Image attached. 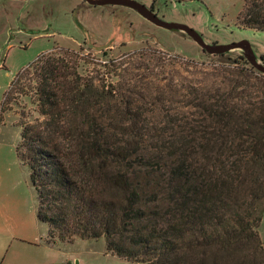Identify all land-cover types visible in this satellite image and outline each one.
<instances>
[{"label":"trees","instance_id":"16d2710c","mask_svg":"<svg viewBox=\"0 0 264 264\" xmlns=\"http://www.w3.org/2000/svg\"><path fill=\"white\" fill-rule=\"evenodd\" d=\"M242 1L239 26L264 32V0ZM224 56L143 49L82 74L89 63L62 50L18 74L0 119L13 90L31 89L16 155L47 245L103 239L134 264H264V75Z\"/></svg>","mask_w":264,"mask_h":264},{"label":"rangeland","instance_id":"374dc122","mask_svg":"<svg viewBox=\"0 0 264 264\" xmlns=\"http://www.w3.org/2000/svg\"><path fill=\"white\" fill-rule=\"evenodd\" d=\"M133 1L152 6V13L164 22L192 28L206 44L248 42L264 62V32L238 24L242 0ZM87 6L80 0H0V109L18 74L42 54L73 51L89 63L81 67L82 74L91 64L143 49L160 51L168 60L211 64L223 58L203 54L188 36L157 27L130 9ZM239 56L232 51L224 59ZM15 92L8 98L17 101L9 102L0 119V264H134L107 253L103 239L47 245L48 226L37 221L29 170L16 155L23 115L36 117L35 94L31 89L26 95ZM258 234L264 246V213Z\"/></svg>","mask_w":264,"mask_h":264},{"label":"water","instance_id":"95a60500","mask_svg":"<svg viewBox=\"0 0 264 264\" xmlns=\"http://www.w3.org/2000/svg\"><path fill=\"white\" fill-rule=\"evenodd\" d=\"M22 1H29V0H22ZM81 1L93 7L104 8L108 6H117V7L130 9L157 27H161L169 31L179 32L188 36L198 44V46L201 48L202 51H204L206 54L210 56H221V55H226L227 53L232 51H238L241 57H243L246 60V62L256 72L260 73L261 75H264V62L263 60L255 56L248 42L241 41L230 45H219V46L206 44L203 41L202 37L192 28L182 24L164 22L159 18H157L145 6L133 0H81Z\"/></svg>","mask_w":264,"mask_h":264},{"label":"flooded vegetation","instance_id":"af4514ba","mask_svg":"<svg viewBox=\"0 0 264 264\" xmlns=\"http://www.w3.org/2000/svg\"><path fill=\"white\" fill-rule=\"evenodd\" d=\"M81 1V0H80ZM85 4H87V3H85ZM88 5V4H87ZM86 7V6H85ZM88 7V10H91V9H93V8H98V7H93V6H87ZM108 7H117V6H108ZM120 8H122V7H120ZM123 9H126V8H123ZM148 9V8H147ZM150 12H152V6L150 7V9H148ZM144 19V18H143ZM147 21V20H146ZM152 24V23H151ZM154 25V24H153ZM203 52V54H206L204 51H202Z\"/></svg>","mask_w":264,"mask_h":264},{"label":"crops","instance_id":"0c3cea01","mask_svg":"<svg viewBox=\"0 0 264 264\" xmlns=\"http://www.w3.org/2000/svg\"><path fill=\"white\" fill-rule=\"evenodd\" d=\"M1 264H3V263H1Z\"/></svg>","mask_w":264,"mask_h":264}]
</instances>
